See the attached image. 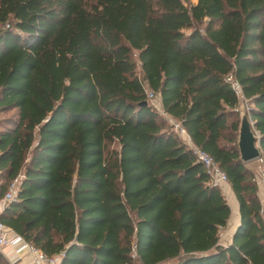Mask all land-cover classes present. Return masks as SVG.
<instances>
[{"label": "trees", "instance_id": "1", "mask_svg": "<svg viewBox=\"0 0 264 264\" xmlns=\"http://www.w3.org/2000/svg\"><path fill=\"white\" fill-rule=\"evenodd\" d=\"M240 102L264 161V0H0V221L58 264H264Z\"/></svg>", "mask_w": 264, "mask_h": 264}, {"label": "built area", "instance_id": "2", "mask_svg": "<svg viewBox=\"0 0 264 264\" xmlns=\"http://www.w3.org/2000/svg\"><path fill=\"white\" fill-rule=\"evenodd\" d=\"M225 81L229 83V85L234 89L237 95L241 94L240 87L231 74H228L225 77ZM145 95L147 99L152 100L153 98H156L149 90L145 91ZM244 105L245 109L248 112L247 105ZM168 122L171 124L172 129L178 134V136H186L184 130L177 122L170 119H168ZM186 138V146L191 151L196 161L202 165L203 171L208 176L210 184L213 186H217L218 188L226 184L227 182L225 173L213 161L211 156L190 143L188 137ZM256 162L258 165L256 173L254 174L255 184L256 186H260L264 191V161L260 157L258 160H256ZM20 179L21 175L17 174L6 185V188L0 198V211L5 203L13 201L15 199ZM221 238L222 233L219 231L218 240H220ZM3 246H8L12 251L13 255L8 262L9 264H14L18 261H21L22 253H25L29 256L30 264H58L61 257L60 254L52 256L45 255L35 246L23 240L19 235L13 233L0 221V248Z\"/></svg>", "mask_w": 264, "mask_h": 264}, {"label": "crops", "instance_id": "3", "mask_svg": "<svg viewBox=\"0 0 264 264\" xmlns=\"http://www.w3.org/2000/svg\"><path fill=\"white\" fill-rule=\"evenodd\" d=\"M156 102H157L156 110L159 113H161V109H160L158 99H156ZM186 137H188V136L184 135V136L180 137V139L182 140L183 143L187 142ZM188 140H189V138H188ZM189 142H190V140H189ZM245 165L248 169L253 171L254 174L256 173V169H257L258 164H255V166H253L254 168L247 165V164H245ZM219 189H220L222 195L224 196L226 203L228 205V208H229V217L227 219V222H226L225 226L220 230V232L222 233V238L220 240H218L220 245H224L225 243L230 241L231 234L233 233L235 227L238 224V208H237V202L235 200V197H234L229 185L226 183V184L222 185L221 187H219ZM256 196H257L258 201H259L260 214H261L262 221L264 224V191L262 190V188L260 186H256ZM0 253L3 255V257L8 262L12 258V255H13L11 249L8 246L1 247ZM14 264H30V258L27 254L22 253V260L14 263Z\"/></svg>", "mask_w": 264, "mask_h": 264}, {"label": "water", "instance_id": "4", "mask_svg": "<svg viewBox=\"0 0 264 264\" xmlns=\"http://www.w3.org/2000/svg\"><path fill=\"white\" fill-rule=\"evenodd\" d=\"M146 102L143 101V104ZM238 125L236 131V146L238 150V159L247 164L251 161H256L261 157L259 150V138L253 129L249 114L245 109L244 103L240 102L237 107ZM134 264H141L136 261ZM157 264H177V260L172 258L162 261Z\"/></svg>", "mask_w": 264, "mask_h": 264}, {"label": "rangeland", "instance_id": "5", "mask_svg": "<svg viewBox=\"0 0 264 264\" xmlns=\"http://www.w3.org/2000/svg\"><path fill=\"white\" fill-rule=\"evenodd\" d=\"M192 1H193V0H192ZM147 101H148L150 104H152V105L154 106V108L156 109V104H157V102H156V98H153L152 100H151V99H147ZM255 164H257L256 161H251V162H248V163H247V165H249V166H251V167L255 166ZM253 168H254V167H253Z\"/></svg>", "mask_w": 264, "mask_h": 264}]
</instances>
